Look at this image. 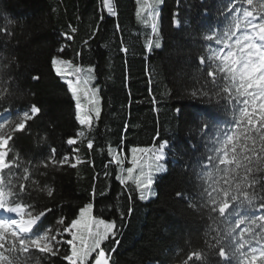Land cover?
<instances>
[{
  "label": "trees",
  "instance_id": "16d2710c",
  "mask_svg": "<svg viewBox=\"0 0 264 264\" xmlns=\"http://www.w3.org/2000/svg\"><path fill=\"white\" fill-rule=\"evenodd\" d=\"M111 2L114 15L104 0H0V88L11 93L0 99V123L16 120L35 104L41 111L15 135V151L34 164L52 155L57 161L69 157L62 166H41L32 175L39 187L48 185L54 190L51 197L46 191H31L29 202L38 211L52 210L43 218L41 231L51 225L56 235L59 229L57 239L62 242L57 256L33 249L31 264L36 258L40 264H68L63 256L70 251L66 241L72 237L62 229L89 203L94 220L115 222V236L109 234L101 241L100 249L85 264H94L100 250L109 264H182L190 253L201 250L206 258H193L188 264H238L239 257L225 262L218 249L215 254L209 252L207 242H215L216 225L207 209L200 208L198 179L200 158L207 159L206 145L211 146L216 124L222 126L230 119L231 106L213 103L209 107L206 99L191 95L212 87L199 60L206 55L203 35L209 27L216 28L230 0ZM148 3L155 8L153 16L144 10ZM174 13H178L179 26L173 24ZM53 56L71 62L58 65L63 75L53 68ZM69 81L71 87H89L95 95L99 117L94 110L89 112L91 105L82 91L77 93L81 114L91 116V126L76 119ZM205 109L214 119L202 133L200 120L208 118ZM69 138L76 143L69 145ZM165 141L166 159L160 163L167 170L157 174L154 156ZM145 153L147 172L154 180L153 195L146 189L147 199H141L133 172L127 171L133 165L127 160L142 166ZM16 171L22 175V169ZM26 183L31 189L32 182ZM178 192L183 195L178 197ZM254 213L258 216L264 210ZM62 217L65 223L57 224ZM94 225L104 231L103 225Z\"/></svg>",
  "mask_w": 264,
  "mask_h": 264
},
{
  "label": "snow or ice",
  "instance_id": "6c2138e0",
  "mask_svg": "<svg viewBox=\"0 0 264 264\" xmlns=\"http://www.w3.org/2000/svg\"><path fill=\"white\" fill-rule=\"evenodd\" d=\"M159 2L160 0H156V3ZM104 5L109 13L115 14L111 0H104ZM144 10L149 16H153L155 12L152 3H148ZM140 13L141 9L138 8L137 15ZM204 14L207 15V9ZM177 15L178 13L173 14V24L179 26ZM220 16L216 28L209 27L203 35L207 42L206 55L199 57L202 70H206L207 76L211 77L212 87L194 91L191 95L206 99L209 107L213 103L217 106L230 105L231 116L222 126L220 123L216 124L215 135L210 139L211 146L206 145L207 159L203 156L200 158V208L207 209L209 219L216 225V235L212 237L215 242H207L209 252L215 254L218 249L219 258L225 262L239 257L241 259L238 264H264V214L257 216L254 213L255 209L264 210V0H230ZM152 29L153 32L157 31L155 23ZM75 31L76 29H72L73 33ZM62 35L68 36L67 33ZM68 38L71 39L70 36ZM160 46L156 42V47ZM70 63L56 56L51 59L58 75H63L58 65ZM32 79L38 80L39 77L33 76ZM80 83L78 80L77 84ZM83 83L87 84V81ZM69 84L76 99V119L81 125L87 123L91 126V116H81L82 105L77 95L84 91L85 98H88L90 90L71 87V81ZM10 94L8 88H0V99ZM96 103L95 99H91L88 110H94L96 117H99L100 109L95 107ZM40 111L39 107L32 104L16 120L0 123V264H31L33 249L50 256H57L60 252L59 245L62 241L57 239L60 230L57 229L56 235H53V228L48 225L41 231L43 218L52 210L45 208L38 211L37 206L29 201L32 200V190L46 191L49 197L54 191L48 185L39 187V181L32 180L34 172L39 171L41 166L45 169L62 166L69 157L65 156L57 161L52 155L34 164L31 160H23L20 153L15 151L13 143L15 135L24 131L27 122ZM225 111L229 109L225 107ZM205 115L208 118L202 117L200 120L203 124L202 133L207 132L214 119L207 109ZM77 135L82 136L83 133ZM67 143L73 145L76 141L69 138ZM167 146L168 141L159 145V155L154 162L157 174L167 170L160 163L166 159L164 149ZM88 147H93L92 141H89ZM192 147L195 148V145ZM17 169H22V175L17 174ZM127 171L132 173L133 169L129 168ZM27 181L32 182L31 189ZM120 183L124 184L125 180L120 179ZM153 183L151 174L146 184L137 180L141 199H147L146 189L151 194ZM182 195L177 193L178 197ZM92 208L91 203L85 205L79 210V216L62 229L72 237L66 241L70 251L63 256L68 264H85L86 258L100 249L101 241L107 239L109 234L115 236V222L94 220L91 217ZM131 211L130 208L129 213ZM93 222L103 225L104 231L93 233L90 227ZM64 223L63 217L57 221L59 225ZM83 229L88 230L87 237L83 234ZM254 244L260 246L253 247ZM206 256L207 253L202 250L193 251L182 264H188L193 258L203 260ZM35 264H40V258L35 259ZM95 264H109L103 250L99 251Z\"/></svg>",
  "mask_w": 264,
  "mask_h": 264
},
{
  "label": "rangeland",
  "instance_id": "374dc122",
  "mask_svg": "<svg viewBox=\"0 0 264 264\" xmlns=\"http://www.w3.org/2000/svg\"><path fill=\"white\" fill-rule=\"evenodd\" d=\"M111 5H112V2H111ZM107 8V7H106ZM89 77H91V76H89ZM92 78V77H91ZM93 79V78H92ZM84 81H87V84H89V78H87V77H85L84 78ZM87 84H85V85H87ZM82 89H88V90H90L89 91V96H88V98H87V100H88V102L90 103V100L91 99H95L96 100V98H95V95H94V93H93V91L89 88V87H83ZM82 93L84 94V91H82ZM85 95V94H84ZM97 106V103H96V105H95V107ZM81 116L83 117V115L81 114ZM145 155H146V153H145ZM157 155H159V151L158 152H156L155 153V156H154V158H156V156ZM144 157H142V159H141V163L143 164L142 166L140 165V164H138L137 166H136V164H135V162H138V161H136V160H131V159H129V160H127L128 162H130L131 163V165H133L132 166V168H134L135 166V169L132 171L133 172V175H134V180H136V182H137V180H140V181H142L143 183H147V180H148V178H149V175H148V172H147V168L148 167H146V165H145V162L148 164V155H146L145 156V159H143ZM131 165H129V166H131ZM142 167H144V168H142ZM142 168V169H141ZM151 194H150V196L151 195H153V193L152 192H150ZM0 211H2V210H0ZM7 215H12L13 217H14V215L15 214H5V216H7ZM79 216V215H78ZM105 222H107V221H105ZM95 223H93V226H92V232L93 233H95L96 231H100L98 228H95V225H94ZM86 230L87 229H83L82 231H83V233H85L86 232ZM101 232V231H100ZM87 233V232H86ZM98 254H99V252H97V254H96V256H95V258H94V264H95V260H96V258H97V256H98Z\"/></svg>",
  "mask_w": 264,
  "mask_h": 264
}]
</instances>
